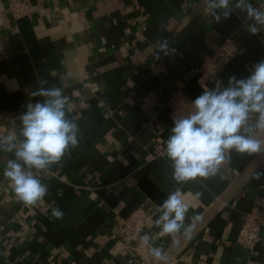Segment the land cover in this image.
Masks as SVG:
<instances>
[{
	"label": "crops",
	"instance_id": "1",
	"mask_svg": "<svg viewBox=\"0 0 264 264\" xmlns=\"http://www.w3.org/2000/svg\"><path fill=\"white\" fill-rule=\"evenodd\" d=\"M31 1L32 15L14 21L0 0V135L40 99L31 93L42 78L71 99L80 140L41 174L48 194L35 205L16 197L3 175L12 154L0 152V264H157L151 247L166 255L184 237L160 234L158 211L141 231L150 246L125 247L113 233L144 200L158 207L173 190L170 162L155 149H165L174 115L217 81L249 76L264 60V31L246 32L239 11L213 22L202 0ZM164 40L176 51L157 59ZM226 40L238 52L210 75L201 63ZM260 155L233 152L216 177L183 185L186 227L218 206L165 264H264V221L254 250L236 242L245 212L264 208V159L220 202Z\"/></svg>",
	"mask_w": 264,
	"mask_h": 264
},
{
	"label": "clouds",
	"instance_id": "2",
	"mask_svg": "<svg viewBox=\"0 0 264 264\" xmlns=\"http://www.w3.org/2000/svg\"><path fill=\"white\" fill-rule=\"evenodd\" d=\"M205 12L213 22H221L239 11L242 27L252 35L264 31V3L253 0H202ZM166 40L157 42L156 57L175 53ZM47 80L37 79L31 93L39 97L27 103L19 115V125L6 135H0V152L11 153L3 175L16 197L27 205H35L48 194L41 174L61 163L66 154L79 146L80 127L72 115L71 99L60 87H46ZM185 113L173 117V126L165 143V155L170 162L174 188L158 206L155 225L162 235H175L183 230L190 236L191 226L184 220L188 206L184 201L183 185L197 180L216 177L230 161L233 152L240 155L264 154V60L257 62L249 76L232 75L227 84L217 81L211 88L188 103ZM260 175L256 174L255 179ZM199 198L202 193H195ZM58 206L51 208V216L63 218ZM143 245L150 246L148 233L140 237ZM151 254L164 261L161 249L151 247Z\"/></svg>",
	"mask_w": 264,
	"mask_h": 264
},
{
	"label": "built area",
	"instance_id": "3",
	"mask_svg": "<svg viewBox=\"0 0 264 264\" xmlns=\"http://www.w3.org/2000/svg\"><path fill=\"white\" fill-rule=\"evenodd\" d=\"M254 4L261 3L253 0ZM35 4L31 0H6V9L12 20L16 21L23 17H30L34 12ZM6 42L0 38V62L5 57ZM238 52V45L233 40H226L212 54L206 56L201 66L210 74L217 75L221 72ZM156 154L164 153V148L158 146ZM158 207L148 199L144 200L127 217L121 219L114 231L124 243L125 247H133L141 237V231L145 229L157 214ZM264 221V208L255 204L243 217L241 228L238 232L236 242L243 248L254 250L261 239V224Z\"/></svg>",
	"mask_w": 264,
	"mask_h": 264
},
{
	"label": "water",
	"instance_id": "4",
	"mask_svg": "<svg viewBox=\"0 0 264 264\" xmlns=\"http://www.w3.org/2000/svg\"><path fill=\"white\" fill-rule=\"evenodd\" d=\"M264 159V154H261L251 165L250 167L237 179V181L226 191V193L221 197L220 202L224 201L229 197L235 190L238 188L242 182L248 177V175L256 168V166ZM218 206L216 203L211 207L201 218L200 220L192 227L190 236L197 230V228L204 222V220L215 210ZM190 236H184L172 249L165 255L164 261H159L157 264H165L174 253L187 241Z\"/></svg>",
	"mask_w": 264,
	"mask_h": 264
}]
</instances>
